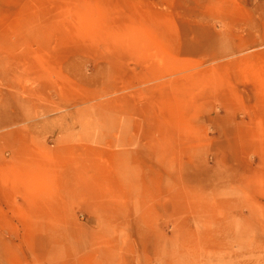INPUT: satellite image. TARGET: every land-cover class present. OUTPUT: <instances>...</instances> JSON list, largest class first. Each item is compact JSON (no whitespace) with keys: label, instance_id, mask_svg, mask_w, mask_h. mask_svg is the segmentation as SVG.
Segmentation results:
<instances>
[{"label":"rangeland","instance_id":"rangeland-1","mask_svg":"<svg viewBox=\"0 0 264 264\" xmlns=\"http://www.w3.org/2000/svg\"><path fill=\"white\" fill-rule=\"evenodd\" d=\"M0 264H264V0H0Z\"/></svg>","mask_w":264,"mask_h":264}]
</instances>
